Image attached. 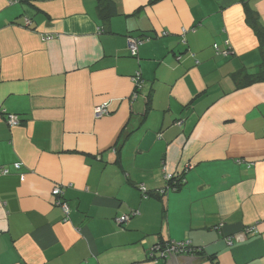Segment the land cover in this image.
I'll return each mask as SVG.
<instances>
[{
	"label": "crops",
	"instance_id": "obj_1",
	"mask_svg": "<svg viewBox=\"0 0 264 264\" xmlns=\"http://www.w3.org/2000/svg\"><path fill=\"white\" fill-rule=\"evenodd\" d=\"M247 7L264 26V0H0V264H167L161 241L199 247L192 264H264Z\"/></svg>",
	"mask_w": 264,
	"mask_h": 264
},
{
	"label": "built area",
	"instance_id": "obj_2",
	"mask_svg": "<svg viewBox=\"0 0 264 264\" xmlns=\"http://www.w3.org/2000/svg\"><path fill=\"white\" fill-rule=\"evenodd\" d=\"M145 39H146L145 37H141V36L129 37L128 46H129V49H130L132 55H134V56L138 55L139 46L145 41ZM226 44L228 45V48L225 50H222V51H219L217 45L215 44V48H216V51L218 54L228 56L232 53V49H231L229 41H227ZM134 81H135L136 87H138L142 84L141 73L139 71L136 73V76H134ZM107 113H108V106L106 103L97 106L95 108V111H94V114L96 117H100V116L107 114ZM6 120L11 126L19 125L21 123L19 116H17L16 114H11V113L7 114ZM14 166L16 168H20L21 163L16 162V163H14ZM8 172H9V168H7V167L2 168V173L6 174ZM174 177L175 176L171 173L166 174V180L168 181V188L170 186L171 180H173ZM142 191L146 194V197H147L148 196L147 195V188L145 186H142ZM52 193L55 196V204L61 206L64 213L66 214V216H68L69 207L65 202L62 201L63 189L60 187H56V188H54ZM128 218H130V215L123 216L120 219V221L125 222ZM168 250L170 251V253L172 255L176 256V255H180L183 253L195 254V253L199 252L201 249L199 247H197V248L193 247L190 244V242H185V241L170 242V243L165 242L163 244L158 243L157 245L152 247L150 254H149V257L155 259V258H158L161 254L160 257H162V258H165V259L170 258L171 256H170Z\"/></svg>",
	"mask_w": 264,
	"mask_h": 264
},
{
	"label": "trees",
	"instance_id": "obj_3",
	"mask_svg": "<svg viewBox=\"0 0 264 264\" xmlns=\"http://www.w3.org/2000/svg\"><path fill=\"white\" fill-rule=\"evenodd\" d=\"M157 0H151V2H155ZM246 15H247V22L250 24V26L254 29V31L256 32L259 40H260V44L261 47L264 48V26H261L258 22L257 17L255 16L253 10L250 7H247L246 9ZM260 79H264V75L260 74L259 76L255 77L254 79H247L245 82L242 83V85H248L250 83H253L255 81H259ZM183 184V177L178 176V177H174L173 180H171L170 182V186L174 187L175 189L180 188L181 185ZM159 243H165V241H161ZM197 253H200L197 252Z\"/></svg>",
	"mask_w": 264,
	"mask_h": 264
},
{
	"label": "water",
	"instance_id": "obj_4",
	"mask_svg": "<svg viewBox=\"0 0 264 264\" xmlns=\"http://www.w3.org/2000/svg\"><path fill=\"white\" fill-rule=\"evenodd\" d=\"M137 97H138V94L136 93L132 97V101L134 102ZM189 168H190V165L187 166V169H189ZM181 177H183V176H181ZM169 254H170L172 259H168L167 264H177L175 258H178L179 264H192V263H189V262H191L193 259L197 258V257H194V256H189V255H180V256L176 255V256H174V255H172L170 253V251H169Z\"/></svg>",
	"mask_w": 264,
	"mask_h": 264
}]
</instances>
